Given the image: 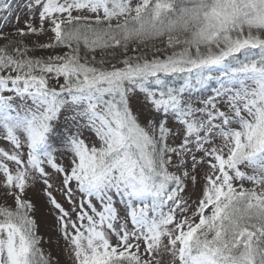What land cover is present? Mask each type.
Wrapping results in <instances>:
<instances>
[{"label":"snow or ice","instance_id":"obj_1","mask_svg":"<svg viewBox=\"0 0 264 264\" xmlns=\"http://www.w3.org/2000/svg\"><path fill=\"white\" fill-rule=\"evenodd\" d=\"M0 264H264V0H0Z\"/></svg>","mask_w":264,"mask_h":264},{"label":"rangeland","instance_id":"obj_2","mask_svg":"<svg viewBox=\"0 0 264 264\" xmlns=\"http://www.w3.org/2000/svg\"><path fill=\"white\" fill-rule=\"evenodd\" d=\"M23 20L24 17H21V26L23 24ZM8 30L11 29L9 28ZM38 222L40 223V231L42 234L45 235V239L47 240L48 234H50L52 230V224H51V217L49 216L46 208L41 209L38 215ZM49 250L52 251L53 255L55 256H62V249H57L56 247L53 246Z\"/></svg>","mask_w":264,"mask_h":264}]
</instances>
